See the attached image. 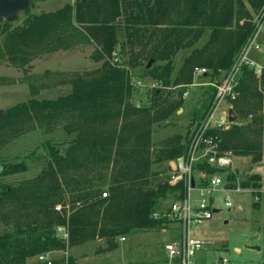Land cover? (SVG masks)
<instances>
[{
  "label": "trees",
  "instance_id": "obj_1",
  "mask_svg": "<svg viewBox=\"0 0 264 264\" xmlns=\"http://www.w3.org/2000/svg\"><path fill=\"white\" fill-rule=\"evenodd\" d=\"M263 2L75 0L51 12L29 13L28 8L20 12L25 17L19 25L1 21L0 58L5 56L13 66L24 67L42 54L67 50L81 41L94 46L93 61L102 64L95 71L74 74L68 95L31 99L0 115V146L31 127L49 128L60 121L68 135L74 133L63 155L48 145L47 161L37 176L2 188L0 223L7 227L0 233V264H25L40 253L64 250L65 242L55 235L58 226H66L71 246L95 239L112 246L115 238L129 233L163 228V220L152 214L165 200L182 198L183 183L169 184L168 176L155 179L150 167L185 154L213 106L216 89L205 88L201 106L190 114L184 132L158 149L153 148L149 126L176 114L197 65L209 80L220 81L219 75L230 70L253 33L251 12ZM181 50L189 53L175 71L174 57ZM142 66L136 80L158 85L148 92L150 108L139 92V107L130 101L138 89L129 70ZM234 92L227 101L235 121L226 129L211 128L205 136L217 143L219 153L259 164L264 155V70L256 76L242 66ZM142 114L145 123L137 121ZM3 166L1 175L26 171L23 162ZM193 168L207 174L222 171L205 158ZM233 178L227 175L226 182ZM258 180L256 174L244 176L240 187L258 189ZM65 195L73 206L82 202L68 219L53 210Z\"/></svg>",
  "mask_w": 264,
  "mask_h": 264
},
{
  "label": "rangeland",
  "instance_id": "obj_2",
  "mask_svg": "<svg viewBox=\"0 0 264 264\" xmlns=\"http://www.w3.org/2000/svg\"><path fill=\"white\" fill-rule=\"evenodd\" d=\"M74 1L35 0L30 5L28 12H51L64 5H70ZM257 11L251 12V21ZM24 17V13H19L17 19L11 24L19 25ZM81 42L67 50L42 54L24 67L9 64L5 56L0 58V111L4 112L16 104L31 99L54 100L66 96L71 92L70 78L74 74H86L100 68L102 61H93L94 46ZM261 42L264 43V37H261ZM188 53L189 50L177 52L174 57L175 71ZM249 56L257 63H263L264 48L263 52H251ZM109 64L113 67L126 69L121 64L114 66L112 61H109ZM196 67L203 68L198 65ZM194 68L191 73L192 84L186 87L188 93L183 98L185 100L176 114L150 124L151 141L155 144L153 148H160L165 141L174 139L184 132L190 114L201 106L204 90L208 87L206 83L216 80H209L205 75H194ZM143 69L142 66V68L129 70V73L134 76L132 80L139 84L134 83L138 90L132 91L130 101L134 102V106L138 108L136 93L139 92L138 94L146 100L145 106L150 108L151 104L147 101L148 92L152 89L150 83H154V81L146 79L142 80L143 82H138L135 78L138 73H142ZM225 75L221 73L219 77ZM217 82L218 80H216ZM140 105L143 106L141 103ZM229 108L230 103L227 99L223 100L218 104V116L224 117ZM143 115L137 121L145 123ZM64 123V121H60L49 128L31 127L27 132L15 139H9L6 144L0 146V165L23 162L26 167V171L23 173L0 174V193L4 186H17L22 181L37 176L47 161L48 145L57 150L60 155L64 154L74 138V133L68 135L65 132ZM232 159L233 166L228 169H220L222 171L217 172L216 175L225 182L227 175H233V181L227 183H230L234 190L227 189L223 183L212 191L209 196L212 208L215 210L212 218L192 228L196 237L208 243L197 253L196 264H214L220 257L227 258L232 264H264V155L262 161L254 165L250 163L248 157H238L232 154ZM171 161L166 160L151 165L150 170L152 173L155 172V179L167 177ZM251 174L259 176L258 189L241 188L240 182L243 177ZM237 186L241 189L238 192L235 190ZM104 195L102 193L101 197ZM192 197L193 199L198 197L196 191L192 192ZM68 198V195H65L63 201L53 206V210L65 216L66 219L82 206L80 201H76L73 206ZM226 198H229L230 207L225 206ZM168 201V199L165 200L162 205H166ZM255 201L258 203L256 207L253 205ZM58 206L59 210L56 209ZM236 206H240L239 211H236ZM6 227L0 223V233ZM57 235L59 234L57 233ZM178 237L179 229L176 225L166 226V231L160 228H151L129 233L124 236V240L121 239L122 237L115 238L112 246H109L108 241L104 239H95L82 245L71 246L68 237L64 250L55 255L60 256L66 253L76 261V264H164V245ZM25 264H37L36 259L31 257Z\"/></svg>",
  "mask_w": 264,
  "mask_h": 264
},
{
  "label": "built area",
  "instance_id": "obj_3",
  "mask_svg": "<svg viewBox=\"0 0 264 264\" xmlns=\"http://www.w3.org/2000/svg\"><path fill=\"white\" fill-rule=\"evenodd\" d=\"M251 23L254 26L253 33L242 47L230 70L225 76H222L219 82L209 81L206 83V85L216 89L213 106L209 114L195 131L185 154L169 163L168 183L182 182L184 196L180 199L169 200L166 205H162L152 214L154 219L163 220L164 227L162 229L164 231L168 225H176L179 229V237L164 245V264H196L197 253L208 243L196 237L192 228L212 218L215 211L209 198L212 191L223 183L227 189L234 190L232 185L223 181L216 175L217 173L213 175L203 171H195L193 166L202 158H205L210 166L218 169H228L233 166L232 154L230 152L219 153L217 143L211 138H206L205 132L211 128L226 129L231 124L227 114L224 117L218 116L217 109L218 104L223 100L235 97L234 89L241 67L246 66L253 69L256 76H259L264 70V61L259 64L249 56L251 52H263L264 43L261 42V37H264V2ZM206 72L204 68L195 67L193 70L194 75H205ZM136 85L139 84L136 83ZM150 85L152 89L158 87L155 82L150 83ZM187 93L186 90L182 97L185 98ZM235 190L238 192L241 189L237 186ZM193 191L198 194L196 199L192 197ZM225 206H231L229 198H226ZM56 209L59 210L60 207L58 206ZM55 230V235L66 242L68 238L66 228L58 226ZM121 239L124 240V238ZM61 251L63 250L40 253L34 258L37 264H76V261H71L66 253L60 256L55 255ZM214 264L232 263L227 258L220 257Z\"/></svg>",
  "mask_w": 264,
  "mask_h": 264
},
{
  "label": "water",
  "instance_id": "obj_4",
  "mask_svg": "<svg viewBox=\"0 0 264 264\" xmlns=\"http://www.w3.org/2000/svg\"><path fill=\"white\" fill-rule=\"evenodd\" d=\"M34 0H0V22L7 20L9 22L15 21L18 17V14L22 11H26L29 8V5ZM152 61H148L146 67L148 68L151 65ZM2 111H0V115ZM227 118L230 123L235 121V115L232 110H228ZM3 165H0V173L3 169ZM240 210V206H236V211Z\"/></svg>",
  "mask_w": 264,
  "mask_h": 264
},
{
  "label": "crops",
  "instance_id": "obj_5",
  "mask_svg": "<svg viewBox=\"0 0 264 264\" xmlns=\"http://www.w3.org/2000/svg\"><path fill=\"white\" fill-rule=\"evenodd\" d=\"M161 230H163L162 228H161ZM164 231V230H163Z\"/></svg>",
  "mask_w": 264,
  "mask_h": 264
}]
</instances>
